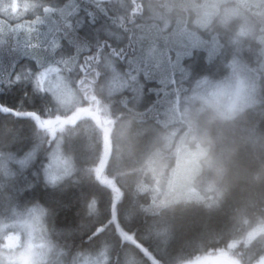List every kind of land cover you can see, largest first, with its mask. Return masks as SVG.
<instances>
[{
    "label": "trees",
    "instance_id": "1",
    "mask_svg": "<svg viewBox=\"0 0 264 264\" xmlns=\"http://www.w3.org/2000/svg\"><path fill=\"white\" fill-rule=\"evenodd\" d=\"M97 2L116 7L117 30H131L146 42L159 40L165 52L172 49L173 62L176 51L187 53L175 69L176 83L170 82L159 99L152 94L136 106L123 107L109 100L99 87L94 90L90 79L80 85L73 78L71 100L65 95V100H70L66 107L50 93L38 97L33 105L31 91L18 104L23 86H6L11 67H5L0 68L4 99L10 107L21 110L36 107L42 119L52 121L74 120L82 110L98 109L103 126L113 128L112 156L101 179L123 193L117 208L122 233L144 245L161 264H199L213 256L235 264H261L258 258H246L260 247L246 246L245 241L250 230L264 222V103L259 98L256 105L229 119L192 97L193 92L217 80L204 71H211L219 63L221 52L240 48L234 42L233 47L229 45L230 40L240 36L235 30L223 29L220 16L214 14L223 3L213 5L207 19L209 0ZM243 10L248 27L252 25L255 31V41L249 40L246 47L254 49L260 64L256 69L261 71L264 11L250 5H244ZM6 35L11 41L12 34ZM213 41L219 50L210 55ZM194 65L198 74L181 73V68ZM150 86L160 87L157 82ZM187 105L202 111L199 115L183 113ZM44 106L51 111L45 113ZM54 130L53 135L49 130H40L31 118L0 114V161L8 156L22 159L35 154L14 178H0L3 191L25 186L19 198L17 192L10 193L16 198L15 210L36 209L42 213L43 242L53 249V257L60 264H74L84 255L103 256L106 264H126L132 254L138 264H153L138 248L122 241L112 221L98 234L89 235L100 221L96 213L87 212L85 201L95 193L103 210L117 195L97 179V169L101 170L108 147L96 119L83 115L76 125L58 124ZM57 142H61L59 155L70 160L72 171L53 186L45 180L42 166L56 151ZM182 145H188V149L202 145L206 153L193 181L197 193L177 202L179 195L172 187L175 172L184 160L178 153L179 149L185 152ZM154 231H162L166 238L173 236V242L167 247ZM261 248L259 258L264 256V244Z\"/></svg>",
    "mask_w": 264,
    "mask_h": 264
},
{
    "label": "snow or ice",
    "instance_id": "2",
    "mask_svg": "<svg viewBox=\"0 0 264 264\" xmlns=\"http://www.w3.org/2000/svg\"><path fill=\"white\" fill-rule=\"evenodd\" d=\"M6 8L14 9L17 23L7 26L12 34L10 41L3 22H0V68L11 67L7 87L23 86L18 104L28 98L30 91L33 105L38 97L49 93L71 92L75 78V83L80 85L90 79L94 90L99 87L108 94L109 100L123 107L136 106L152 94L159 99L160 92L170 82L176 83L175 69L180 65L181 57L187 54L176 51L173 62V50L163 51L159 40L146 42L131 30H117L116 7L97 0L25 4L23 11L19 0H9L7 5L0 0V15ZM181 73L187 76L189 70L181 68ZM153 82L160 87L150 86ZM50 111L44 106L45 113ZM0 114L31 118L39 128L55 134V130L49 128L52 119H42L40 109L10 107L3 97L2 87ZM49 146L51 148V141ZM60 148L61 142H57L56 151L51 152L42 166L45 180L53 186L72 171L70 160L58 154ZM32 155L34 153H29L21 163H26ZM99 172L98 168L97 175ZM99 202L100 197L95 193L85 201L87 212L96 213L100 221L90 231V236L98 234L117 215L113 203L101 210ZM0 264L4 262L0 260Z\"/></svg>",
    "mask_w": 264,
    "mask_h": 264
},
{
    "label": "rangeland",
    "instance_id": "3",
    "mask_svg": "<svg viewBox=\"0 0 264 264\" xmlns=\"http://www.w3.org/2000/svg\"><path fill=\"white\" fill-rule=\"evenodd\" d=\"M8 2L9 0H3L4 5H7ZM19 2L21 11L24 10L25 4L40 3L39 0H19ZM220 3H223L222 8H217L214 14L220 16L219 25L223 29L229 30L230 28L232 31L235 30L237 35L240 36L238 40L234 38L229 41L230 46L233 47L232 42H234L240 48L235 52L234 49L233 51L225 50L221 52L219 63L211 71H204V73L211 75L212 79L215 78L217 80L205 85L197 93L193 92L192 97L202 101L203 105L221 113L223 117L229 116L225 118L230 119L256 105L259 98L264 103V67L261 68V71L256 69L260 64L256 61L257 56L254 53V49L252 51L246 47V43L248 44L249 40L255 41V31L252 25L248 27L249 19L243 10L244 5H250L259 11H264V0H209V5L207 6L208 13L206 14L207 19L210 18L209 11L213 10L212 6ZM13 12L14 9L6 8L4 14L0 15V22H3L7 34L9 33L7 26L17 23ZM21 39L23 40V37ZM218 50L216 41H213V47L210 49L209 54L216 53ZM228 53L230 54L228 55ZM240 59H247L249 63L243 62ZM187 69L189 70V75L187 76L198 74L195 65ZM52 95L62 102L64 107L71 100L70 92H58ZM65 95L67 99H70L68 102L67 99L65 100ZM185 103L186 101H184ZM201 111L202 108L195 109L191 105H187L183 109V113L186 112L189 115H199ZM180 148L185 151L178 150V153L181 154L184 160L175 172L174 177L176 180L172 187L173 192L179 195L177 202L181 198L191 197L197 193V190L193 186V181L199 171V161L206 153L202 145L196 146V149H188V145H182ZM27 157L29 155H26L22 159L8 156L3 161H0V178H14L19 171L28 166V164L21 163ZM34 157L35 154L28 159V163H31ZM36 177H38V174H34V178ZM1 187L0 184V190H2ZM24 187L23 185L16 186V189H13L15 187H11L12 189L8 191L2 190L0 192V260L4 264H60L53 257V249L47 246L46 242H43L44 226H42V213L36 209L18 212L13 206L16 198L10 197V193L12 191L13 193L17 192L15 194H19V198L24 194ZM163 226L168 228L166 225ZM154 236L167 247L173 242V236L168 235L166 238L162 231H154ZM260 262L264 264V261ZM106 263L107 259L103 256L94 258L84 255L79 257L74 264ZM126 264H138V261L132 254Z\"/></svg>",
    "mask_w": 264,
    "mask_h": 264
},
{
    "label": "water",
    "instance_id": "4",
    "mask_svg": "<svg viewBox=\"0 0 264 264\" xmlns=\"http://www.w3.org/2000/svg\"><path fill=\"white\" fill-rule=\"evenodd\" d=\"M83 115H88V116L94 117L97 121L98 127L104 132V134L106 136L108 155H107L106 160H105V162H104V164H103V166L99 172V175H97V179L103 185V187H105V188L109 189L110 191H113L117 194L114 201H113V204H114L116 211H117V208H118V206L122 200L123 193H122L120 188L115 187L111 184H106L101 179L102 174L105 171V169L109 163V160L112 156V147H111L110 138H111V133H112L113 128L103 126L102 119H101V116L99 115L98 109H95L94 111L82 110L78 113L77 117L74 120H67V119H62V118L55 119V120H53V122L49 126V128L55 129L58 124H63L66 126H74L80 121V119L82 118ZM19 118L26 119L25 117H19ZM39 129L42 131L48 130V129H42V128H39ZM117 217H118V213L116 216H113L112 222L116 228L118 235L121 237L122 241L125 244H128V245H131V246L138 248L151 263L161 264L160 261L144 245H142L136 239H127L124 237L122 230H121V227H120L119 217L118 218ZM215 263L235 264V263H232V262H230L227 259L222 258V257H210L200 264H215Z\"/></svg>",
    "mask_w": 264,
    "mask_h": 264
},
{
    "label": "flooded vegetation",
    "instance_id": "5",
    "mask_svg": "<svg viewBox=\"0 0 264 264\" xmlns=\"http://www.w3.org/2000/svg\"><path fill=\"white\" fill-rule=\"evenodd\" d=\"M263 244H264V222H261L260 224L255 225L252 230H250V234L247 236V239L245 241L246 246L254 245V246H259L260 248L259 249L254 248L252 252L248 253V256L246 258L247 259L249 258L250 261L255 260V258H258L257 260L259 262L264 261V256H262L261 258L258 257V251L259 250L262 251L261 247Z\"/></svg>",
    "mask_w": 264,
    "mask_h": 264
}]
</instances>
